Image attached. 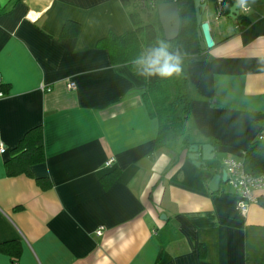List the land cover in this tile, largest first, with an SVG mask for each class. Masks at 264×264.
<instances>
[{"label": "crops", "instance_id": "crops-1", "mask_svg": "<svg viewBox=\"0 0 264 264\" xmlns=\"http://www.w3.org/2000/svg\"><path fill=\"white\" fill-rule=\"evenodd\" d=\"M216 3L207 0L202 15L214 46L181 60L190 120L155 149L144 82L97 47L133 29L131 8L0 0L9 7L0 15V244L21 248L15 262L0 253V264H264V190L241 215L229 185L210 192L211 174L185 155L187 134L189 145L215 149L207 165L221 171L264 136V0H246L235 21L217 15ZM67 23L75 36H63ZM36 126L45 161L31 167L33 178L7 176L5 162ZM37 178L51 187L42 191Z\"/></svg>", "mask_w": 264, "mask_h": 264}, {"label": "trees", "instance_id": "trees-1", "mask_svg": "<svg viewBox=\"0 0 264 264\" xmlns=\"http://www.w3.org/2000/svg\"><path fill=\"white\" fill-rule=\"evenodd\" d=\"M210 1L216 3L217 0ZM121 2L124 7L132 9L128 18L133 29L120 36L109 34L97 43V47L108 53L113 66L126 65L136 78L144 82L141 98L148 117L158 123L155 149L160 148L164 146L168 133L181 134L184 125L190 120L191 110L186 70L181 62V71L178 75L170 77H161L158 74L144 75L141 74L142 70L134 61L146 56L151 50L159 48L162 43L167 46L170 54L179 53L181 60L200 54L194 0H158V3L175 2L178 6L179 34L172 41H166L163 38L158 21L157 24L149 21L144 22L142 11L137 6V0H121ZM233 3L234 0H222L219 14L227 16ZM8 9L9 7H0V15L6 13ZM150 12L157 15L155 9H150L146 12L148 19L151 16ZM241 19L243 16H240L238 20ZM77 31V25L67 23L63 36H75ZM0 91H5L4 87L0 86ZM212 142L215 141L212 140ZM184 144L185 147L189 146L187 134L184 138ZM150 156L152 157L153 153ZM44 161L42 128L36 126L27 131L12 150L11 157L4 164L5 173L9 177L24 175L33 178L31 167L42 164ZM243 164L245 169L253 175L264 174V140L258 139L245 149ZM116 174L117 171H114L104 177L105 186L111 184ZM34 180L42 191L51 187L50 181L46 178ZM20 252L21 248L17 242L0 244V253L9 255L14 259V262L19 257Z\"/></svg>", "mask_w": 264, "mask_h": 264}, {"label": "water", "instance_id": "water-1", "mask_svg": "<svg viewBox=\"0 0 264 264\" xmlns=\"http://www.w3.org/2000/svg\"><path fill=\"white\" fill-rule=\"evenodd\" d=\"M193 4L196 25L198 26L197 37L199 39V48L203 52L206 49H211L215 44L210 33L209 24L202 21V15L207 7V0H194ZM216 12L217 15H220L217 10ZM156 13L163 38L166 41L175 40L180 28V16L177 4L175 2H160L156 6ZM240 16L239 4L234 0L227 17L235 21ZM185 155L194 167L211 174V179L208 184L210 192H217L220 182L226 183L224 169L219 171L217 165H207L208 163H214L216 160V152L211 145L205 144L201 147L189 145L185 149Z\"/></svg>", "mask_w": 264, "mask_h": 264}, {"label": "built area", "instance_id": "built-area-1", "mask_svg": "<svg viewBox=\"0 0 264 264\" xmlns=\"http://www.w3.org/2000/svg\"><path fill=\"white\" fill-rule=\"evenodd\" d=\"M222 0H217V11L219 14ZM158 0H137L138 9L142 12H147L150 9H155ZM240 10L247 11L248 8L241 7ZM68 90H74V83H68L66 85ZM264 140V136L259 138ZM5 152V147L0 143V154ZM113 163V159L107 160L106 167H110ZM223 169L226 173V184L232 189L236 197V209L241 215H245L249 207L256 202L255 193L264 190V174L253 175L249 173L243 164V161H237L234 159H226L223 162ZM103 234V227H99L95 231V235L100 237Z\"/></svg>", "mask_w": 264, "mask_h": 264}, {"label": "clouds", "instance_id": "clouds-1", "mask_svg": "<svg viewBox=\"0 0 264 264\" xmlns=\"http://www.w3.org/2000/svg\"><path fill=\"white\" fill-rule=\"evenodd\" d=\"M246 0H238V4L243 7ZM142 70L144 75H160L161 77H170L178 75L181 71V57L179 53L170 54L167 46L163 43L157 49L151 50L146 56L134 61Z\"/></svg>", "mask_w": 264, "mask_h": 264}, {"label": "rangeland", "instance_id": "rangeland-1", "mask_svg": "<svg viewBox=\"0 0 264 264\" xmlns=\"http://www.w3.org/2000/svg\"><path fill=\"white\" fill-rule=\"evenodd\" d=\"M146 12H142V18H143V20H144V22H147V21H149L150 23H153V24H157V15L155 14V13H153V12H150V18L148 19L147 17H146ZM184 129V128H183ZM174 135H179V134H174Z\"/></svg>", "mask_w": 264, "mask_h": 264}, {"label": "snow or ice", "instance_id": "snow-or-ice-1", "mask_svg": "<svg viewBox=\"0 0 264 264\" xmlns=\"http://www.w3.org/2000/svg\"><path fill=\"white\" fill-rule=\"evenodd\" d=\"M38 18V15L33 14L32 16H30V19H32L33 21H35Z\"/></svg>", "mask_w": 264, "mask_h": 264}]
</instances>
